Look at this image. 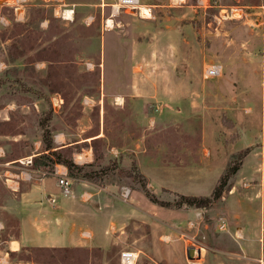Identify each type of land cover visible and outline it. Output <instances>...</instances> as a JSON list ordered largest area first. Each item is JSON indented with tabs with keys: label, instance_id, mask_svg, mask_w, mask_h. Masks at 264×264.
I'll return each mask as SVG.
<instances>
[{
	"label": "rangeland",
	"instance_id": "1",
	"mask_svg": "<svg viewBox=\"0 0 264 264\" xmlns=\"http://www.w3.org/2000/svg\"><path fill=\"white\" fill-rule=\"evenodd\" d=\"M63 1L80 3L69 18L61 0H21L17 20L0 0V264H120L124 249L137 252L133 264H264V0H140L144 16L111 15L117 0ZM210 63L219 76L203 77ZM42 123L53 147L62 131L85 140L71 157L80 146L93 155L80 164L90 178H72L106 190L105 250L5 248L19 221L17 202L5 207L4 170L54 175L32 166L41 153L20 162ZM234 163L204 207L158 204L142 190L158 201L209 197Z\"/></svg>",
	"mask_w": 264,
	"mask_h": 264
},
{
	"label": "crops",
	"instance_id": "2",
	"mask_svg": "<svg viewBox=\"0 0 264 264\" xmlns=\"http://www.w3.org/2000/svg\"><path fill=\"white\" fill-rule=\"evenodd\" d=\"M61 1V4L68 5L65 11H71V15L74 12L73 7L80 4L72 2L65 4L63 0ZM101 3H104V1L100 0L94 6L100 7ZM103 7L102 9H104ZM70 16H65V18ZM114 98L115 100L112 101L114 108H123V97L115 96ZM60 101V97H55L53 103L59 104ZM85 103H88V99L85 100ZM45 129L47 130L48 128L41 127L42 137ZM81 131L84 130L82 129ZM77 135L79 136L80 134ZM103 136L102 129L100 132L98 131L93 139H99ZM17 138L21 137H14L15 140ZM66 138L67 134L62 131L57 132L53 139L55 146L51 149L43 148V142L40 139H35L33 145L28 147L30 154L21 158L20 162L27 160L29 157L31 158L35 153L63 150L85 141L81 136L75 140L69 139V141ZM0 154H3V149ZM72 156L73 161L79 165L90 164L93 161V155L86 146H80L79 149H75ZM55 170L57 172H67V168L60 163L54 165ZM4 172V183L11 190L13 196H10V200L4 202L5 207L11 210L8 206L12 205L13 202H17L16 204L14 203L15 208H18V210H15V216L19 221V235L17 239L14 238L7 241L6 249L14 251L22 246L56 249L96 246L105 250L107 241L112 235L107 237L104 232L107 221L108 219L111 221L110 216L114 214V210L111 209L110 205L102 204L103 201L108 200L104 188L94 185L87 179L74 180L71 184L70 194L65 195L57 185L55 174L45 176L30 174L28 178H24L20 173H14L11 170L5 169ZM24 176L27 175L24 174ZM51 196H54V202L50 201ZM99 201H102V203L100 204ZM96 218H101L104 221L106 220V222L96 227L94 225ZM122 251H130L137 256L136 251L126 249ZM0 259L6 261L4 256ZM119 263L123 264L120 256ZM26 264L36 263L30 261L26 262Z\"/></svg>",
	"mask_w": 264,
	"mask_h": 264
},
{
	"label": "trees",
	"instance_id": "3",
	"mask_svg": "<svg viewBox=\"0 0 264 264\" xmlns=\"http://www.w3.org/2000/svg\"><path fill=\"white\" fill-rule=\"evenodd\" d=\"M43 128L45 126L43 123L41 124ZM47 130L43 131L42 142L46 149H51L52 140L48 138ZM68 147L63 150H51L48 153H41L39 155H35L32 159V166L33 167H44L49 168L51 170L54 169V165L56 163L63 164L67 168V173L71 177H78L84 176L90 178L91 174L86 173L83 171V166L75 163L71 157V154L68 153ZM238 165L236 163L232 164L224 173L221 175L217 185L215 186L214 190L211 192L209 197H193L189 195H177L176 199L172 202L169 201H158L153 193H150L145 186H143L142 190L144 194L147 196L149 200L152 202H157L158 204L162 205H170V206H181L182 204L186 205H194L196 207H204L210 205L212 202L217 200L222 193L224 186L226 185L228 179L237 171Z\"/></svg>",
	"mask_w": 264,
	"mask_h": 264
},
{
	"label": "built area",
	"instance_id": "4",
	"mask_svg": "<svg viewBox=\"0 0 264 264\" xmlns=\"http://www.w3.org/2000/svg\"><path fill=\"white\" fill-rule=\"evenodd\" d=\"M21 0H6V3L12 6L14 9L15 18L18 20L23 19V10L20 12V8L23 7V4L20 2ZM141 5L140 0H117L112 3L111 6V15L117 14L119 10L124 9L125 11H138ZM90 17V16H89ZM91 18V17H90ZM203 77L205 78H213L219 76L221 74V65L218 63H210L203 67L202 70ZM57 177V185L60 187L61 192L65 195L70 194L71 184L74 179L67 174V172H57L55 170L53 172ZM127 193V191L125 192ZM51 202L55 201L54 196L50 198ZM136 256L133 252L130 251H121L120 252V260L123 264H133Z\"/></svg>",
	"mask_w": 264,
	"mask_h": 264
},
{
	"label": "bare ground",
	"instance_id": "5",
	"mask_svg": "<svg viewBox=\"0 0 264 264\" xmlns=\"http://www.w3.org/2000/svg\"><path fill=\"white\" fill-rule=\"evenodd\" d=\"M182 0H172V2H181ZM139 13H140V15H146V14H148V13H150V11H149V6H147V5H140V7H139ZM65 16H70L71 15V11H64V13H63ZM104 25H105V27L106 28H111L112 26H113V20H112V18L111 17H106L105 19H104ZM192 253H194L195 254V252H192Z\"/></svg>",
	"mask_w": 264,
	"mask_h": 264
},
{
	"label": "water",
	"instance_id": "6",
	"mask_svg": "<svg viewBox=\"0 0 264 264\" xmlns=\"http://www.w3.org/2000/svg\"><path fill=\"white\" fill-rule=\"evenodd\" d=\"M192 250V249H191ZM189 256H192V251L189 253Z\"/></svg>",
	"mask_w": 264,
	"mask_h": 264
}]
</instances>
